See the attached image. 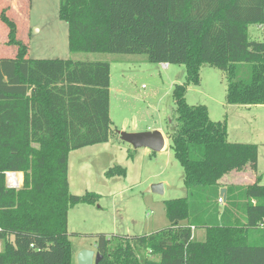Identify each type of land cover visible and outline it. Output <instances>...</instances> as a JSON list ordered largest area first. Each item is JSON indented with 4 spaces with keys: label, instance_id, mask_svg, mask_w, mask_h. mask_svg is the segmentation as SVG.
Returning <instances> with one entry per match:
<instances>
[{
    "label": "trees",
    "instance_id": "trees-1",
    "mask_svg": "<svg viewBox=\"0 0 264 264\" xmlns=\"http://www.w3.org/2000/svg\"><path fill=\"white\" fill-rule=\"evenodd\" d=\"M9 7L0 9L6 43L16 47L0 56V264H72L69 210L99 195L70 192L69 156L110 139L111 63L28 57L31 28L21 39ZM59 18L72 53L186 66V81L173 89L170 137L188 195L165 200L170 224L163 229L97 233V264H264L261 176L227 186L225 202L220 195L225 174L257 170L258 146L230 142L227 119L213 120L207 105L186 100L207 64L225 72L227 104L264 105V0H60ZM252 24L262 27L261 41L251 38ZM7 172L22 174L19 188L7 186Z\"/></svg>",
    "mask_w": 264,
    "mask_h": 264
},
{
    "label": "rangeland",
    "instance_id": "rangeland-1",
    "mask_svg": "<svg viewBox=\"0 0 264 264\" xmlns=\"http://www.w3.org/2000/svg\"><path fill=\"white\" fill-rule=\"evenodd\" d=\"M59 5L60 0H31L29 8V0H0V7L10 6L8 14L15 21L21 16V39L29 37L27 29L31 28L30 40L26 42L28 57L64 58L62 49L68 48L65 35L68 25L59 18ZM6 30L0 18V56L16 52L15 46L6 43ZM249 32L253 40L263 39L262 27L252 24ZM67 50V58L84 61L105 58L111 63L110 139L106 143L72 150L69 156L70 192L91 191L99 195L96 203H80L69 210L72 264H78V249L93 247L97 233L144 235L163 229L170 224L165 200L188 195L184 169L175 157L170 137L176 123L173 89L175 84L186 81V66L171 64L164 69L162 63L149 62L145 55ZM200 74V83L188 87L187 102L207 105L213 120L227 119L230 142L258 146L257 169L264 184V106L247 109L227 104L225 72L206 64L201 67ZM120 131H160L165 147L160 152L147 147L134 148L121 139ZM115 167L124 168L125 174L109 175L108 171ZM155 183L163 184V194L148 191ZM197 236L203 239L205 230L199 229ZM146 257L159 259L151 254Z\"/></svg>",
    "mask_w": 264,
    "mask_h": 264
},
{
    "label": "water",
    "instance_id": "water-1",
    "mask_svg": "<svg viewBox=\"0 0 264 264\" xmlns=\"http://www.w3.org/2000/svg\"><path fill=\"white\" fill-rule=\"evenodd\" d=\"M122 140L132 144L134 148L147 147L154 152H160L165 147V139L160 131H146V132H126L120 131ZM149 192L164 193V186L162 183H155L148 189ZM220 195L225 202L227 199V189L221 188ZM102 259V255L95 249L84 248L77 254L78 264H97Z\"/></svg>",
    "mask_w": 264,
    "mask_h": 264
},
{
    "label": "crops",
    "instance_id": "crops-1",
    "mask_svg": "<svg viewBox=\"0 0 264 264\" xmlns=\"http://www.w3.org/2000/svg\"><path fill=\"white\" fill-rule=\"evenodd\" d=\"M2 7H0L1 9ZM15 6H13V10ZM16 11V10H15ZM20 15L18 16V24L20 26ZM29 27V26H28ZM64 33H65V30H64ZM65 35L67 36L68 38V34L65 33ZM64 35V36H65ZM31 36V35H30ZM65 39V37H64ZM30 40V37L28 39V41ZM68 48H63V52L65 53V55L63 56L64 58H67L68 57ZM59 58V57H58ZM163 64V67L164 69H168L170 67L171 64L169 63H162ZM237 107H240V108H247V109H250L252 107H259V106H264V105H258V106H242V105H236ZM258 168V167H257ZM258 175V169L255 171L253 169H251L250 167L248 168H244L243 170H233L227 174H225L222 178V182L224 183V188L227 189V186L231 185V184H243V185H246V184H252L255 182L256 180V176ZM22 176V175H21ZM261 179H262V176H261ZM1 247H2V242L0 241V250H1ZM84 248H90V249H95L96 250V245L94 244L93 247H81L80 249H78V251H80L81 249H84Z\"/></svg>",
    "mask_w": 264,
    "mask_h": 264
},
{
    "label": "built area",
    "instance_id": "built-area-1",
    "mask_svg": "<svg viewBox=\"0 0 264 264\" xmlns=\"http://www.w3.org/2000/svg\"><path fill=\"white\" fill-rule=\"evenodd\" d=\"M17 174H19V172H7L6 173L7 186L9 188H19L21 186L22 176L21 178H19L17 177Z\"/></svg>",
    "mask_w": 264,
    "mask_h": 264
},
{
    "label": "bare ground",
    "instance_id": "bare-ground-1",
    "mask_svg": "<svg viewBox=\"0 0 264 264\" xmlns=\"http://www.w3.org/2000/svg\"><path fill=\"white\" fill-rule=\"evenodd\" d=\"M17 177L21 178V173L17 174Z\"/></svg>",
    "mask_w": 264,
    "mask_h": 264
}]
</instances>
